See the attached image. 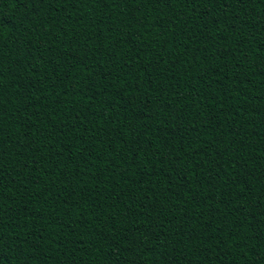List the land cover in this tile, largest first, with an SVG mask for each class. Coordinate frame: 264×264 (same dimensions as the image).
Masks as SVG:
<instances>
[{
	"label": "trees",
	"instance_id": "obj_1",
	"mask_svg": "<svg viewBox=\"0 0 264 264\" xmlns=\"http://www.w3.org/2000/svg\"><path fill=\"white\" fill-rule=\"evenodd\" d=\"M0 264H264V0H0Z\"/></svg>",
	"mask_w": 264,
	"mask_h": 264
}]
</instances>
